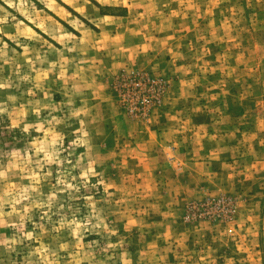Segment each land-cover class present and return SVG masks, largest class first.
<instances>
[{
  "label": "rangeland",
  "instance_id": "1",
  "mask_svg": "<svg viewBox=\"0 0 264 264\" xmlns=\"http://www.w3.org/2000/svg\"><path fill=\"white\" fill-rule=\"evenodd\" d=\"M0 264H264V0L0 39Z\"/></svg>",
  "mask_w": 264,
  "mask_h": 264
},
{
  "label": "crops",
  "instance_id": "2",
  "mask_svg": "<svg viewBox=\"0 0 264 264\" xmlns=\"http://www.w3.org/2000/svg\"><path fill=\"white\" fill-rule=\"evenodd\" d=\"M148 0H0V39L27 48L34 42L66 44L114 32L132 23ZM24 45H20V43ZM12 45V44H11Z\"/></svg>",
  "mask_w": 264,
  "mask_h": 264
}]
</instances>
